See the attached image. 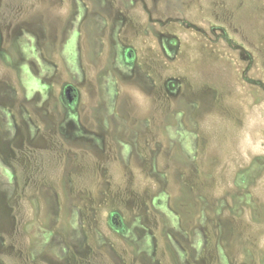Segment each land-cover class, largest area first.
Instances as JSON below:
<instances>
[{
	"label": "rangeland",
	"instance_id": "1",
	"mask_svg": "<svg viewBox=\"0 0 264 264\" xmlns=\"http://www.w3.org/2000/svg\"><path fill=\"white\" fill-rule=\"evenodd\" d=\"M0 264H264V0H0Z\"/></svg>",
	"mask_w": 264,
	"mask_h": 264
},
{
	"label": "flooded vegetation",
	"instance_id": "2",
	"mask_svg": "<svg viewBox=\"0 0 264 264\" xmlns=\"http://www.w3.org/2000/svg\"><path fill=\"white\" fill-rule=\"evenodd\" d=\"M130 51H128V53L126 54L127 57H130ZM68 91L69 92V97L71 99V101H67L66 99V96H65V99H66V102L69 106H72L73 104L76 103V100H77V95L75 93V90L72 88V87H65L64 88V95H65V92Z\"/></svg>",
	"mask_w": 264,
	"mask_h": 264
},
{
	"label": "water",
	"instance_id": "3",
	"mask_svg": "<svg viewBox=\"0 0 264 264\" xmlns=\"http://www.w3.org/2000/svg\"><path fill=\"white\" fill-rule=\"evenodd\" d=\"M65 96H66L67 101H71V99L69 97V92L68 91L65 92Z\"/></svg>",
	"mask_w": 264,
	"mask_h": 264
}]
</instances>
